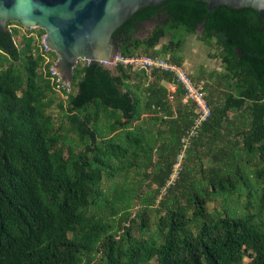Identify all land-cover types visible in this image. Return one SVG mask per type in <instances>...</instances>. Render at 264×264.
<instances>
[{"label": "trees", "instance_id": "obj_1", "mask_svg": "<svg viewBox=\"0 0 264 264\" xmlns=\"http://www.w3.org/2000/svg\"><path fill=\"white\" fill-rule=\"evenodd\" d=\"M160 10L162 19L153 31L137 36L138 22ZM135 17L114 32L121 55L145 52L179 65L186 35L206 20L200 38L207 44L216 41L213 57H220L224 67L208 77L225 87L223 95L214 100L205 82L212 113L199 135L191 137L196 104L182 103L185 90L172 72L139 69L145 75L140 78L133 73L138 68L124 63H117V72L95 63L77 64L72 91L62 94L43 69L37 38L45 29L38 27L36 36L21 33L19 44L14 39L17 29H0V264H92V254L108 232L101 210L116 213L100 182L116 170L140 166L143 176L150 177L146 184L156 185L153 193L142 195V214L151 209L158 216L161 239L122 242L109 233L99 264H264L260 13L226 4L209 10L203 0H164L142 7ZM165 37L168 41L163 42ZM168 84H177L175 91ZM58 94L66 97V106ZM54 105L62 112L58 120L51 112ZM102 121L105 133L98 125ZM226 123L233 124L232 145ZM184 136L192 139L189 154L208 155L210 162L199 163L195 179L184 165L168 185ZM128 188L133 195L135 188ZM163 189L165 195L159 198ZM243 193L248 197L246 211L225 204ZM214 198H221L223 207L209 213L207 203ZM194 221L196 231L190 228Z\"/></svg>", "mask_w": 264, "mask_h": 264}, {"label": "water", "instance_id": "obj_2", "mask_svg": "<svg viewBox=\"0 0 264 264\" xmlns=\"http://www.w3.org/2000/svg\"><path fill=\"white\" fill-rule=\"evenodd\" d=\"M164 0H0V29L9 21L46 31V43L58 55L55 69L61 79L72 81L75 65L80 59L102 65L113 71V63L121 54L114 37L116 29L146 5ZM209 10L226 4L230 7H252L264 15V0H203ZM206 20L201 24L205 27ZM154 22L140 26L136 33L146 36Z\"/></svg>", "mask_w": 264, "mask_h": 264}, {"label": "rangeland", "instance_id": "obj_3", "mask_svg": "<svg viewBox=\"0 0 264 264\" xmlns=\"http://www.w3.org/2000/svg\"><path fill=\"white\" fill-rule=\"evenodd\" d=\"M7 27L12 30V32H15V29H17L14 39L16 43L21 42V33H28L29 35L36 36L38 34L37 28H26L22 26L21 24H18L17 22H8ZM154 27V26H153ZM151 32V31H150ZM149 32V33H150ZM148 33V34H149ZM45 34V33H44ZM147 34V35H148ZM146 35V36H147ZM145 37V36H144ZM168 41V37L163 38V42ZM215 42L212 44H207L205 41H203L200 36H198V33L188 34L185 37L183 49H182V55L184 57L183 68L188 71L191 75H193V78L195 81L196 79H200L197 81H204L207 83L208 87L213 91V98L214 100H217L218 97H221L223 95V91L225 90V87L223 85L219 86L214 78H209L208 73L213 71H223L224 67L222 63H219V58L213 57L214 53L216 52V48L214 47ZM141 55H148L145 52H140ZM119 60H117L116 63H113V72H117L116 65ZM171 62V61H170ZM87 63H89L88 60L80 59L78 61V65L84 66ZM175 63V62H174ZM76 64V65H77ZM75 65V66H76ZM152 70V69H151ZM151 70L146 71L148 74H150ZM133 73H136V75H139L140 78L144 77L145 75L141 70L134 69ZM148 80H144L142 83V87L147 86ZM168 87L170 91L171 85L168 84ZM63 98L64 99V105L66 106V97L62 96L61 94L57 95V99ZM182 103H185L187 100L185 97L182 99ZM185 105V104H184ZM187 106V105H186ZM51 112L55 116V118L58 120L62 116V112L58 110L57 105H54V107L51 109ZM235 114V115H234ZM231 114L233 117H236L238 113ZM231 116V117H232ZM56 120V121H57ZM59 123V122H57ZM99 127L102 128V132H107L108 128L105 123V121H102L98 124ZM230 125L229 129H225V132H230L233 124L226 123V126L228 127ZM225 128V127H224ZM197 132L191 130L190 136L196 135ZM200 133V132H199ZM198 133V135H199ZM197 135V136H198ZM197 136L195 138H197ZM232 139V142L230 145L233 144V132L229 133V136L227 139ZM184 136L181 141H183L184 144H182V150L179 152L177 156L176 164L173 167V174L171 178L168 181L169 184H173L177 177L180 176V171L184 167L189 170V174L193 175V179H195L199 175V163L205 162V164H208L210 162V158L208 155L202 154L200 151L202 150V147L199 146L197 149H199V152L201 155H197L196 153H190L189 149L192 144V139ZM75 142V141H74ZM79 148V147H77ZM205 148H209V145H206ZM157 155H155L156 157ZM201 158V159H200ZM157 159V157H156ZM183 164V166H182ZM149 170H152V167L148 168ZM150 177H144L143 176V167H135L131 171H125V170H116L114 176H106L103 178V180L100 182V187L102 190H104V194L106 195V198L108 199V205L115 207V214H110L111 208H106L101 210V216L103 217V221L108 226V232L103 236V238L100 240L97 248V252L92 254V264H99L102 256H104V240L105 238H108L107 235L109 233H113L116 237V239L121 240L122 242L125 240L128 242V240L134 241V240H140L143 238H155L160 241L161 236L159 232V226H158V216L154 214V212L149 209L147 210V214H142L145 211V205L142 200V195H146V192H154V189L156 188V185L148 186L146 184L147 180ZM149 181V180H148ZM128 185L135 188V192L133 195L130 194V190L128 188ZM183 188H177L178 191H181ZM176 190V189H175ZM176 190V191H177ZM165 189L161 192L159 198L165 195ZM118 198H115L117 197ZM248 197L245 193L243 195H240L239 198H233L229 199L225 204L230 207L235 208L238 212L246 211L247 208L245 207L246 201ZM183 203L186 202V199L182 201ZM223 207V202L221 198H214L211 201L207 203V210L208 212H214L216 210H220ZM192 208L189 210V216L192 217ZM129 213V215L124 219L123 222H120V219L122 217H125L124 214ZM110 214V215H109ZM147 226L140 227V223L144 218H147ZM190 228L193 231H196L197 229V222L194 221ZM250 258L246 257L245 262H247Z\"/></svg>", "mask_w": 264, "mask_h": 264}, {"label": "built area", "instance_id": "obj_4", "mask_svg": "<svg viewBox=\"0 0 264 264\" xmlns=\"http://www.w3.org/2000/svg\"><path fill=\"white\" fill-rule=\"evenodd\" d=\"M26 28H36V27H26ZM37 46L39 47V51L41 55L44 57L43 69L46 74L48 73L53 88L62 94L71 92L72 91L71 82L69 83L64 82L60 77V73L55 69V64L58 61V57L54 55L53 52L55 51L51 49L46 43V33L41 36H38ZM117 60H119L118 61L119 63L132 65L135 68L145 69L146 71H149L154 68H160L172 72L175 78L177 79V82L181 84L185 90V95H184L185 99L193 101L196 104L197 117L195 119V124L192 127L193 131L198 133V129L202 125V123L211 116L212 107L206 96L205 82L203 80L195 81L191 76V74L188 71H186L183 68V66L174 63L172 61L170 62L169 60H166L160 56L139 55V56L125 57L120 54L117 56L114 63H116ZM176 87L177 84H172L171 90L175 91Z\"/></svg>", "mask_w": 264, "mask_h": 264}, {"label": "flooded vegetation", "instance_id": "obj_5", "mask_svg": "<svg viewBox=\"0 0 264 264\" xmlns=\"http://www.w3.org/2000/svg\"><path fill=\"white\" fill-rule=\"evenodd\" d=\"M162 13H163V10H160L159 11V13L155 16V17H153L152 19H150V20H146V21H144V22H142V23H144V24H148V23H151V22H154L155 24H154V27H153V29L156 27V25H157V23L160 21V19H162V17H161V15H162ZM261 15V14H260ZM261 17H262V20H259V22L261 23V22H263L264 23V15H261ZM139 29H140V26H138V29H137V32L139 31ZM153 29L151 30V32L153 31ZM203 29L204 28H202L201 27V25L196 29V32H194V33H198V36H201V34H202V32H203ZM141 30V29H140ZM262 30V29H261ZM150 32V33H151ZM149 33V34H150ZM148 34V35H149ZM191 34H193V33H191ZM147 35V36H148ZM188 35V34H187ZM147 36H145V37H147ZM142 38H144V37H142ZM215 42V44H216V41H214ZM214 44V45H215ZM217 58H219V63H222V59L220 58V57H217Z\"/></svg>", "mask_w": 264, "mask_h": 264}]
</instances>
